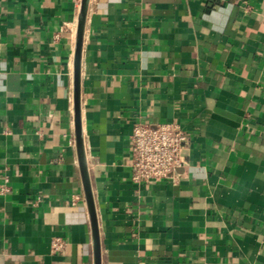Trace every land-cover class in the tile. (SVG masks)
I'll return each mask as SVG.
<instances>
[{"label": "crops", "instance_id": "0c3cea01", "mask_svg": "<svg viewBox=\"0 0 264 264\" xmlns=\"http://www.w3.org/2000/svg\"><path fill=\"white\" fill-rule=\"evenodd\" d=\"M81 1L0 0V264H95ZM80 88L101 264H264V0H90ZM138 122L187 133L168 179L133 183Z\"/></svg>", "mask_w": 264, "mask_h": 264}, {"label": "built area", "instance_id": "2783aa9c", "mask_svg": "<svg viewBox=\"0 0 264 264\" xmlns=\"http://www.w3.org/2000/svg\"><path fill=\"white\" fill-rule=\"evenodd\" d=\"M188 145L189 137L177 123L156 126L136 123L130 137L133 183H158L173 176L186 164ZM8 191L7 183L0 184V196ZM62 247L61 240L53 241L55 251Z\"/></svg>", "mask_w": 264, "mask_h": 264}, {"label": "water", "instance_id": "95a60500", "mask_svg": "<svg viewBox=\"0 0 264 264\" xmlns=\"http://www.w3.org/2000/svg\"><path fill=\"white\" fill-rule=\"evenodd\" d=\"M90 0H82L78 29L76 35L75 45V58H74V99H75V124H76V146L78 151L80 171L82 175V181L84 185L85 196L88 204V210L90 214L92 224V234L94 242L95 264H101V247H100V234L99 226L96 214V207L94 203V197L90 182V176L88 172L85 145H84V133L82 129V116H81V70H82V53L84 44V34L86 29V21L88 15V9Z\"/></svg>", "mask_w": 264, "mask_h": 264}]
</instances>
